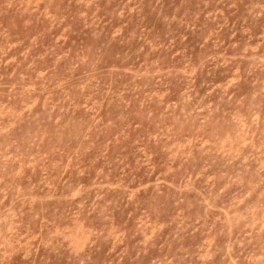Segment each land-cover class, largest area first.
<instances>
[{"label": "rangeland", "instance_id": "1", "mask_svg": "<svg viewBox=\"0 0 264 264\" xmlns=\"http://www.w3.org/2000/svg\"><path fill=\"white\" fill-rule=\"evenodd\" d=\"M0 264H264V0H0Z\"/></svg>", "mask_w": 264, "mask_h": 264}]
</instances>
